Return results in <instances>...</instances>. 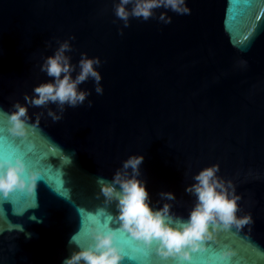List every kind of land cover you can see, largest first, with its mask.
<instances>
[{"label":"water","instance_id":"water-1","mask_svg":"<svg viewBox=\"0 0 264 264\" xmlns=\"http://www.w3.org/2000/svg\"><path fill=\"white\" fill-rule=\"evenodd\" d=\"M114 2L0 0V160L23 159L26 180L40 175L34 191L0 194V264H61L96 232L113 234L125 264H264V0H186L189 14L160 8L128 27ZM70 37L73 64L81 53L100 59L104 91L81 84L84 104L54 122L24 98L50 80L43 58ZM17 102L33 123L25 138L10 134L5 115ZM131 155L144 157L153 205L171 203L184 218L192 176L219 165L241 197L238 215L253 222L217 228L187 259L162 260L156 242L122 230L115 205L98 195Z\"/></svg>","mask_w":264,"mask_h":264},{"label":"clouds","instance_id":"clouds-1","mask_svg":"<svg viewBox=\"0 0 264 264\" xmlns=\"http://www.w3.org/2000/svg\"><path fill=\"white\" fill-rule=\"evenodd\" d=\"M160 8L176 14L190 13L186 0H115L113 12L118 20L123 21L124 27H128L131 18L144 21L156 18L155 10ZM158 19L165 24L171 22L166 12L161 13ZM74 39L57 41L58 47L52 55L44 57L40 65V71L46 73L50 80L34 87L32 95L24 98L26 105L48 108L47 115L54 122L63 118L66 106L76 108L84 104L90 92L82 90L81 84L91 79L97 94L102 95L104 91L102 75L97 70L101 66L98 57L90 58L81 53L78 63L73 64L72 57L66 54L72 51L70 40ZM50 105H55L59 114L52 111L48 107ZM91 106L92 102L88 101V107ZM12 109L5 113L11 125L9 132L15 137L25 138L33 126L28 107L17 102ZM143 160L142 155L129 156L114 172L112 179L101 185L98 195L103 197L105 205H115L116 219L122 230L145 245L151 246L156 242V253L162 260L187 259L188 249L196 250L205 239L211 238L217 228L241 229L253 222L251 215H238L241 197L236 194L231 181L218 176L220 169L215 164L194 174L193 182L185 188L186 193L195 197L187 218L174 214L171 203H164L162 207L153 205L146 181L140 179ZM26 171L23 159L18 158L14 162L0 160V194L23 188L34 191L40 175L29 173L26 180ZM160 197L165 201L176 199L171 192H162ZM92 240L87 248L77 246L78 250L72 251L61 264H125V256L115 245L111 232H96Z\"/></svg>","mask_w":264,"mask_h":264}]
</instances>
